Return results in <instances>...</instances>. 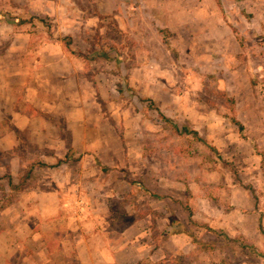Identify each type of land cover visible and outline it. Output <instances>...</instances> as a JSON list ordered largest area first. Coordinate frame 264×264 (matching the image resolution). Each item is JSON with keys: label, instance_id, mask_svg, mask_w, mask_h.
Returning <instances> with one entry per match:
<instances>
[{"label": "rangeland", "instance_id": "374dc122", "mask_svg": "<svg viewBox=\"0 0 264 264\" xmlns=\"http://www.w3.org/2000/svg\"><path fill=\"white\" fill-rule=\"evenodd\" d=\"M153 4L0 0V264H82L131 227L175 238L142 264H264L241 246L264 252V0Z\"/></svg>", "mask_w": 264, "mask_h": 264}, {"label": "crops", "instance_id": "0c3cea01", "mask_svg": "<svg viewBox=\"0 0 264 264\" xmlns=\"http://www.w3.org/2000/svg\"><path fill=\"white\" fill-rule=\"evenodd\" d=\"M72 1L75 2L76 0H72ZM84 1H86L87 3L91 2L92 6L93 7L95 6L94 7L95 11L97 9L98 13H100L101 15H111L112 14V15L119 16V17H122L124 15L127 18H131V16L132 17L134 16L136 18V20H139V17H141L142 14L143 15L148 14V12L143 10V7L148 8L149 14H151L153 16H155V11L153 9H157L155 7H158V5L153 4V0H84ZM165 6H163V8H165ZM87 7H89V5H87ZM126 7H128V8H126ZM160 7H162V6H160ZM64 12H65V15H68V13H69L67 8H65ZM143 12H146V13H143ZM80 13H82V14L84 13V9L81 6H79V14ZM170 13L171 12H168L169 16H170ZM79 14L77 13V15H79ZM93 14H94V11H93ZM134 17H133V19H135ZM167 25H172V24H167ZM183 27L186 30L185 26H183ZM213 37H214L213 39H215V40H212V41L213 42L217 41L218 37L216 35H214ZM211 51H212V48H211ZM213 53L214 52H209L206 56L212 58V57H217V55H219V53H215V54H213ZM0 97H1V95H0ZM4 98L0 99V107H1V105L4 104V103H2ZM9 98H7V101H6L7 103L9 102L8 101ZM11 111L14 112V107L11 108ZM247 209H249L250 212H247L245 214L243 212L241 217L239 215L235 214V217L237 218L235 221V225L237 226L238 221H241L243 219V217H244L243 215L249 216L251 213V215H253V217L251 218V223L253 224L252 234H253V236H255L254 239L258 240L259 239L258 237H260V236H258L256 234L257 233L256 231H254V230H256V228L254 226V224L256 222V221L254 222L256 213L254 210L252 211V209H254V206L248 205ZM235 210L239 211L238 207H236ZM228 213L229 212H225V214H223L225 216L213 220V222H215V224H216V225L213 224V226H212V224H210L213 227V229L223 228L226 226L225 224H227V223L224 221H227V219L230 217ZM243 220H245V218ZM258 223H259V218L257 219L256 225ZM210 225H209V227H211ZM133 229H135V228L131 227L129 229H125L118 239L120 241V243L118 245H114V247H111L109 244L107 245L106 241H104L105 239L102 236L99 237V240L101 241L102 244L101 245L99 244L98 246L91 243L89 241V239L87 241H85V239L78 240V242H77L78 244L76 245V256L79 257L80 260H82V264H133V263L139 262L141 259H143L147 256L155 257L157 259L162 258L163 257V251H165V250L168 252L173 251L169 247L170 246L169 242H173L175 240L174 237L173 238L169 237L167 242H164L162 246L155 248L153 250H149L148 247L145 245V243L141 240V238H139L141 236L138 235L137 232ZM233 230L236 231L235 228H233ZM129 231H130V234H129ZM246 237L248 238L249 236H246ZM249 238H251V237H249ZM29 240L31 243H33L34 246L37 245V241H39V242L42 241L41 243L43 244V246H41L42 247L41 252H43L45 250V252L48 253V256L53 255L52 254L53 250L49 249V247H48L49 244H48L47 240L43 239V236L41 237L40 234L35 233V234L31 235ZM96 240H97V238H95V240H92V241H96ZM191 243L192 242L185 236V246L186 245L191 246L190 251H193L195 249V245H193ZM45 244L47 247L45 246ZM33 249H35V248H33ZM186 252H188V251H186ZM64 256L66 257L67 254L63 255V257Z\"/></svg>", "mask_w": 264, "mask_h": 264}, {"label": "trees", "instance_id": "16d2710c", "mask_svg": "<svg viewBox=\"0 0 264 264\" xmlns=\"http://www.w3.org/2000/svg\"><path fill=\"white\" fill-rule=\"evenodd\" d=\"M2 14L0 13V16H1ZM16 19V18H15ZM161 116H162V114H161ZM165 120H168V118H166L165 116H162ZM238 126H239V129H242V125L237 121V120H233ZM174 128L176 129L177 128V126H175L174 125ZM183 131H185V132H187V133H191L193 136H195V137H197L198 139H200V141H202L203 143H206L207 144V142L204 140V139H202V138H200V136H199V134H198V132L196 131V130H189L187 127H184L183 128ZM208 145V147H210L212 150H214V151H216V148L214 147V146H211V145H209V144H207ZM217 153V152H216ZM138 184L139 185H141V183H139L138 182ZM207 229L208 230H210V231H215V230H213L212 228H210V227H207ZM259 229H260V231H261V233L264 235V227L262 226V223L260 222V224H259ZM225 236V238L226 239H228V240H233V238H230L228 235H224ZM241 246L244 248V249H247L250 253H252V254H255L256 256H260V257H263L264 258V252H262V251H260V250H258L255 246H253V245H251V244H247V243H243V244H241ZM136 264H142V261L141 262H137Z\"/></svg>", "mask_w": 264, "mask_h": 264}]
</instances>
